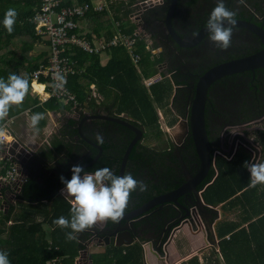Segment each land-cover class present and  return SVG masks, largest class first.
I'll return each mask as SVG.
<instances>
[{"label": "crops", "instance_id": "obj_1", "mask_svg": "<svg viewBox=\"0 0 264 264\" xmlns=\"http://www.w3.org/2000/svg\"><path fill=\"white\" fill-rule=\"evenodd\" d=\"M60 1L62 6L82 4L80 0ZM83 1H86L91 7L86 13L106 12L111 19V32L105 28L99 29L97 33L92 26V21H88V16L77 20L78 30L76 32L88 42L98 45L110 41L119 34L133 35L137 29L142 32L140 38H136L133 48V53L138 58L137 63L132 61L124 47L117 46L96 54L101 68L105 67L110 60H114L112 73H115L117 72V60L126 61V58L129 59L138 77V84L148 94L151 86L170 81L166 72L167 68L165 69L166 65H164L166 63L164 62L166 48H163L161 38L157 37L153 31L154 14H158V9L162 8L163 0ZM239 1L241 2V0ZM216 2L217 0H197L195 4L202 13L205 10L213 9ZM226 2L229 3V0H224V3ZM176 6L174 11H176ZM129 17L135 19L131 20ZM127 30L131 31L128 33ZM108 35L110 36L108 37ZM139 42L143 44L142 50L138 49ZM43 49L42 47L34 49L33 56ZM45 50L47 56L46 45ZM140 51L143 54L147 53L144 61H142ZM87 64L86 68L74 69L75 74L83 76L86 72L89 81L93 80L87 85L81 83L87 91V95L83 106H80L78 110L73 111L67 105L59 102L56 108L46 109L48 101H42L46 93L42 87L45 81L41 80L32 85L30 80L28 96L33 101L37 100L36 107H44L45 110L43 112L44 119L38 125V133H34L29 127V117L33 114L31 109L35 108L33 105H30L18 116H9L0 125V132L5 131L12 143L14 140L16 141L17 148L24 149V153L15 158L18 149L15 148V150L11 142L6 143L3 148L2 158L6 168L18 166L22 171V175H19L15 181L0 185V251L8 254L10 264H41L38 258L40 246L45 242L49 249L52 247L53 232L57 227H53L48 222L49 211H45L46 209H42L37 203L22 198L21 190L30 179L41 181L58 175L54 161H48L44 156L49 151L52 152V136L55 134L57 125L63 126L69 119L75 120L78 123V134V126L82 121V137L79 134L78 137L87 140L82 132V127L89 126L94 120H99H89L88 116H113L128 122L131 121L130 116H126L123 112L120 114L117 112L119 91L110 86L103 87V92L99 91L97 83L103 76H95L90 73L88 71L90 61ZM118 76H123L128 81L131 80V73L127 66L119 70ZM115 77L116 74L110 80ZM150 80H153V83L148 86L147 82ZM174 89L176 88L173 87L171 95L156 107L158 129H154L160 133L164 147L158 148L157 141L154 142L148 136L145 138L147 130L145 127L141 128L144 136L141 140L143 145L156 150H165L172 154L175 153L174 147L178 143L171 141V137L173 138L178 130L185 128L184 122L187 121L180 116L183 113L179 114L173 110ZM95 106L97 107L94 109ZM262 154H241L242 162H244L241 182L246 184L243 188L233 177H226L220 187H215L211 191L217 176L215 169L214 177L198 195L206 213L202 211L200 214V211L194 206L189 208L188 212L191 217L194 213V227L177 224L176 213L168 203L159 205L136 219L134 228L140 232L144 230L142 233L144 237L137 233L136 241L129 246L120 247L121 255H125L130 247L138 244L142 250L143 264H264V185H257L255 188L248 187L250 173L246 166L248 163L259 162ZM218 192H223L226 197L222 202H216ZM57 193L59 194V191ZM66 201L71 206L70 201L68 199ZM79 246L73 264H88L89 261L93 264L92 255H104L106 251L120 249H106L89 240ZM84 253L87 257L85 263L81 261V255ZM51 260L53 259L45 261L43 264H50Z\"/></svg>", "mask_w": 264, "mask_h": 264}, {"label": "trees", "instance_id": "obj_2", "mask_svg": "<svg viewBox=\"0 0 264 264\" xmlns=\"http://www.w3.org/2000/svg\"><path fill=\"white\" fill-rule=\"evenodd\" d=\"M170 0H163L162 8L158 9L159 19L165 17ZM197 0H177L176 11L172 18L180 22L183 26H192L196 22L199 29L207 25L209 14L211 10H205L200 13V9L196 6ZM242 1L234 5V0L231 3L226 2L225 6L230 10L236 12V20L250 21L256 26L264 30V0H244L247 4H242ZM40 0H0V79L7 80L12 73L27 76L30 83V74L36 70L39 65L46 64V42L42 35L36 34L34 24L31 23V18L34 11L38 8ZM81 5L86 1L80 0ZM88 4V3H87ZM89 5V4H88ZM90 6V5H89ZM216 6V4H215ZM214 6V7H215ZM247 6V10L246 7ZM9 8H14L17 12L16 23L14 30L9 35L4 26L3 19L6 11ZM252 9L254 11H252ZM182 10V11H180ZM86 13L84 17L88 16V21H92V26L95 32L99 29L107 28L111 32V19L108 13ZM78 22V21H77ZM127 30L126 32H130ZM110 34V33H108ZM111 35V34H110ZM108 35V37L110 36ZM142 43L139 42V48L142 50ZM232 42L230 52L227 55L221 54L218 50L202 56L196 61L198 67L194 74H203L207 69L212 68L220 63L227 62L233 59L242 58L256 53L261 48H255V43L248 44L243 48H236ZM42 47L43 50L33 56L34 49ZM72 58L75 61L74 69L80 70L82 67L86 68V64L90 61L88 71L95 76L102 75V79L97 83L99 91H104L103 87L110 86L112 89L119 91L120 95L117 97V112L125 113L130 116L131 121H127L131 125L139 128H156L157 115L156 107L162 100L171 95L173 87H176V94H182L186 91V77L177 74V70L170 75V81H164L150 88L149 94L145 89L138 84V77L135 74L129 59L126 61L117 60V72L112 73L114 68V60H110L108 64L101 68L99 65L98 55L86 54L78 49H72ZM238 51V54H234ZM142 61L146 59L147 53H142ZM194 62V61H193ZM88 65V64H87ZM127 66L131 73V80H125L123 76H118L119 70ZM205 66V67H204ZM260 70V69H259ZM257 71V70H255ZM112 73V75H111ZM154 73V72H153ZM247 73V72H246ZM251 73V72H248ZM116 74L112 80L110 78ZM42 79H40L41 81ZM164 80H167L164 78ZM93 80L89 81L86 72L83 76L73 75L68 79V90L75 95L79 106H83L85 102L87 91L82 87V84L87 85ZM82 83V84H81ZM116 88V89H115ZM37 100H31L27 95L20 108H12L9 116H18L28 109L30 105L35 106L31 109V113L45 112L44 107H36ZM58 102L51 99L46 104V109L56 108ZM32 108V107H31ZM8 116V117H9ZM111 116V115H110ZM125 120V119H124ZM2 122H0L1 125ZM77 122L69 119L67 123L61 126L58 131L52 136V152L44 154L48 161H54L55 170L58 173L48 179L35 181L30 179L21 190V197L29 202L37 203L48 213V222L53 227V221L63 216L70 220V205L57 192L64 185L61 180L58 181L59 176H63L66 180L71 178V167L76 164L85 166L91 163L98 155L99 150L93 145L100 147V156L85 169V173L94 172L103 167H109L115 175L118 176L119 168L125 151L134 138V133L126 127L114 122L104 120H94L89 126L82 127V132L85 134L87 140L81 139L77 134ZM101 134L104 142L102 144L97 142V134ZM144 138L142 135L141 140ZM138 141L132 148L127 158L124 174L131 173L137 180L143 181L147 185L146 191L140 192L137 190L133 192L129 198L127 208L124 212L129 213L140 206L144 205L151 199L171 192L177 189L182 183L179 163L177 158L171 152L165 150H156L150 148ZM91 142L93 144L87 143ZM188 152L195 156L192 148H187ZM194 162L197 161L196 156ZM244 162L241 159V153H238L230 161L224 159H216L214 167L217 171V176L214 180L211 191L215 187H220L221 182L226 177L234 178L241 184V188L246 184L241 182L242 168ZM84 173H82L83 175ZM215 171L212 168L209 173V178H213ZM58 181V183H57ZM217 201L222 202L224 198L223 192H218ZM215 203V202H213ZM115 223L108 221L106 225L113 226ZM53 232L52 247L45 242L40 246L38 258L41 264L50 259H57V264H73L76 252L80 248L79 244L88 241L90 234L87 230L77 234L78 238L73 241L66 239V233L70 229H63L56 226ZM82 247V246H81ZM93 264H143L142 250L140 245L136 244L130 247L121 255V248L113 251H106L103 254L92 255Z\"/></svg>", "mask_w": 264, "mask_h": 264}, {"label": "flooded vegetation", "instance_id": "obj_3", "mask_svg": "<svg viewBox=\"0 0 264 264\" xmlns=\"http://www.w3.org/2000/svg\"><path fill=\"white\" fill-rule=\"evenodd\" d=\"M231 1L229 0V3ZM239 2V0H234L233 7ZM242 4L246 5L247 2L243 0ZM245 7L247 10V6ZM252 11L254 10L252 9ZM158 16V14H154L153 31L157 37L161 38L163 48H166L164 59L166 63L164 65L168 64L165 66L167 75L170 77L177 70V74L186 77V91L177 95V91L174 89L173 109L179 114L183 113L180 116L188 120L189 105L193 98L192 85L202 75L194 74L198 67L196 61L200 57L208 55V52L212 53L216 50L227 55L230 52V47L226 50L216 47L210 42L208 31L200 36L201 31L207 28L206 26L199 29L196 22H193L192 26L185 27L173 19V28L182 39V44L193 45L191 47L180 46L169 35L163 19H159ZM232 42L235 43L236 48H243L251 43H255V48H261L257 37L251 31L240 27L233 29L231 44ZM233 53L238 54L239 52L234 51ZM204 118L211 159L215 158L218 153L230 156L244 152L263 153L264 142L261 140H264V69L224 77L210 85L207 90ZM179 138L178 145L174 147L173 156L179 163L183 179L181 185H183V182L190 178L187 172L191 176L195 174L198 159L186 128L181 129ZM187 148L193 149L196 162H194L195 156H192L186 150ZM90 231L92 234L89 241L103 245L106 229L95 227ZM142 237H144L143 234Z\"/></svg>", "mask_w": 264, "mask_h": 264}, {"label": "clouds", "instance_id": "obj_4", "mask_svg": "<svg viewBox=\"0 0 264 264\" xmlns=\"http://www.w3.org/2000/svg\"><path fill=\"white\" fill-rule=\"evenodd\" d=\"M17 12L9 8L3 19L6 32L11 35L16 23ZM236 12L225 6L224 0H217L216 6L209 14L207 31L209 40L216 47L226 50L231 46L233 29L237 24ZM52 88L55 92L65 91L66 77L56 72L53 76ZM30 83L27 76L10 74L7 80L0 79V122L5 121L12 108H20L29 93ZM44 119L42 113L31 114L29 127L38 133L39 122ZM97 142H104L101 134L96 136ZM250 173L249 188L264 185V162L246 164ZM71 178L60 177L64 185L62 196L70 201V220L61 216L53 224L70 229L66 239L73 241L77 234L92 229L98 223L108 221L118 223L124 216L129 198L133 192L146 191L147 185L134 178L131 173L117 176L109 167H103L91 173H85L82 165H73ZM82 173H84L82 175ZM0 264H10L8 254L0 251Z\"/></svg>", "mask_w": 264, "mask_h": 264}, {"label": "water", "instance_id": "obj_5", "mask_svg": "<svg viewBox=\"0 0 264 264\" xmlns=\"http://www.w3.org/2000/svg\"><path fill=\"white\" fill-rule=\"evenodd\" d=\"M176 2L177 0H170V5L164 17V23L166 29L169 32V35L178 45L183 47H191L193 45L182 44L183 43L182 39L173 28L172 14L175 10ZM235 27H240L251 31L260 41L261 49L249 56L233 59L227 62L220 63L212 68H209L208 70H206V72H204L201 76H199L197 78L196 83L192 85L193 98L191 99L189 105L188 120L184 122V125L187 130V133L190 134L193 147L195 150V154L198 159V167L195 174L191 176L187 172V175L190 178L188 179V181L187 180L184 181L183 185H181L180 187H178L177 189L171 192H168L164 195L151 199L144 205L140 206L139 208L129 213H125L123 218L118 223H116L115 226H108L106 225V223L103 224L98 223L95 227L106 229V235L103 238V245H102L106 249L129 246L134 241H136L137 240L136 234L137 233L142 234L144 232V230L140 232L139 230H136L134 228L136 219L140 218L148 211L154 210L157 206L162 205L164 203H168L172 206L170 207L175 211L177 218L176 223L179 225L187 224L190 227H194L193 225L195 221L194 213H192V217H191L188 212L190 207L192 206L197 207L196 209L200 211V214H202V211H204V209L202 208L203 204L201 203V200L199 199L198 195L200 194L204 186L209 183L208 181L210 178L208 177V175L212 168V161H213L211 159L210 144L206 132L205 118H204L205 103L207 100V90L210 85H212L214 82L224 77L243 74L246 72H254L255 70L264 69V30L252 23L244 22L242 20H237V24ZM206 31L207 28L204 31H201L200 36H202ZM87 119L89 120L99 119V120L114 122L126 127L127 129L131 130L134 133V138L128 145L119 168L118 176L123 175L124 167L130 151L132 150L133 146L142 138L143 135L142 130L131 125L127 121L118 118H112L108 116H97V117L88 116ZM81 124L78 126V134L79 136L82 137ZM12 144L14 145L12 146L14 149L18 147L17 146L18 144L16 142H13ZM93 146L99 150V153L91 163L83 166V168L90 166L101 154L100 147L96 145ZM17 149L18 151L17 154L15 155V158L20 157L21 154L24 153L23 148H17ZM182 167L185 169V166L182 165ZM16 170L18 171V173L21 172L20 175H22V171L18 166L16 167ZM60 177L63 176H59L58 181L60 180ZM21 180L23 181V178ZM204 213L206 212L204 211ZM86 260L87 257L86 254L84 253L81 255V261L85 263ZM88 264H92V263L89 261Z\"/></svg>", "mask_w": 264, "mask_h": 264}, {"label": "built area", "instance_id": "obj_6", "mask_svg": "<svg viewBox=\"0 0 264 264\" xmlns=\"http://www.w3.org/2000/svg\"><path fill=\"white\" fill-rule=\"evenodd\" d=\"M91 7L88 4L75 6H62L60 0H40L38 8L34 11L31 23L34 24L36 34L42 35L46 42L47 56L46 64L39 67L30 74L32 85L44 80L43 88L46 93L42 101L55 99L57 102L67 105L75 111L80 108L75 95L71 93L68 86V79L75 74L74 61L72 60V49H79L87 54H99L113 47H124L131 56L134 63L138 58L133 53L136 38H140L141 30L137 29L133 35L119 34L108 42L94 45L82 38L78 30L77 20L84 17ZM99 9V8H98ZM131 20L135 19L130 17ZM60 72L66 77L65 91L55 92L52 88L54 73ZM153 80L147 82L151 85ZM41 100V99H40ZM8 134L0 132V185L15 181L14 167L6 168L3 161V148L8 142L12 143ZM9 139V140H8ZM57 259L51 260L50 264H57Z\"/></svg>", "mask_w": 264, "mask_h": 264}, {"label": "rangeland", "instance_id": "obj_7", "mask_svg": "<svg viewBox=\"0 0 264 264\" xmlns=\"http://www.w3.org/2000/svg\"><path fill=\"white\" fill-rule=\"evenodd\" d=\"M130 18V17H129ZM32 19V18H31ZM138 19V18H137ZM164 19V18H163ZM31 21V20H30ZM235 44V43H234ZM166 65H168V64H166ZM175 94V93H174ZM97 106H95L94 107V109L96 108ZM174 110V109H173ZM76 111V110H75ZM112 118H114L113 116H111ZM58 127L56 128V131L54 132V133H56L57 131H58V129L61 127V125L60 124H58L57 125ZM261 128V127H260ZM259 129V128H258ZM146 130H147V135H146V137L145 138H147V136L148 137H150V138H152L153 140H154V142L155 141H157V145H158V148H161V147H164V144L162 143L163 141H162V139L160 138V133L158 132V130H156V129H152V128H146ZM180 133H181V129L180 130H178V132L176 133V134H174L173 136V138L171 137V141H174L175 143H179L178 141H179V136H180ZM263 136V135H262ZM260 139H263V137H260ZM261 141H263L264 142V140H261ZM14 142H16L15 140H14ZM166 147V146H165ZM244 153H247L248 154V152H244ZM242 154V153H241ZM251 154H255V153H251ZM262 154V153H261ZM235 156H230L229 154H216L215 155V158H213L212 160V168L214 169V171H215V168H214V162H215V159H224V160H226V161H230L231 159H233ZM259 162H264V151H263V154H262V156H261V158H260V160H259ZM211 168V169H212ZM14 169L16 170V168L14 167ZM21 173V172H20ZM20 173H18V171L16 170V173L14 174V176H15V180L19 177V175H20ZM210 173V172H209ZM208 177H209V175H208ZM212 178H210L209 179V181L208 182H210V180H211ZM64 188V187H63ZM63 188H61L60 190H58L59 191V195L61 196V197H63L62 196V189ZM61 192V193H60ZM64 198V197H63ZM65 200H67L66 198H64ZM184 221V220H183ZM182 221V222H183ZM115 225V224H114ZM113 225V226H114ZM95 228V227H94ZM88 233L91 235L92 234V231H88ZM89 240H90V238H88ZM90 249V248H89Z\"/></svg>", "mask_w": 264, "mask_h": 264}, {"label": "bare ground", "instance_id": "obj_8", "mask_svg": "<svg viewBox=\"0 0 264 264\" xmlns=\"http://www.w3.org/2000/svg\"><path fill=\"white\" fill-rule=\"evenodd\" d=\"M40 87V86H39Z\"/></svg>", "mask_w": 264, "mask_h": 264}]
</instances>
